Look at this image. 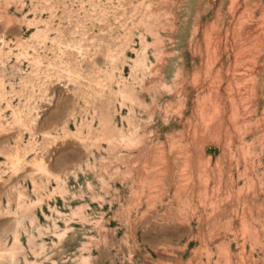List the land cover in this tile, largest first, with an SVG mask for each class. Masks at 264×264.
I'll list each match as a JSON object with an SVG mask.
<instances>
[{
    "label": "rangeland",
    "instance_id": "obj_1",
    "mask_svg": "<svg viewBox=\"0 0 264 264\" xmlns=\"http://www.w3.org/2000/svg\"><path fill=\"white\" fill-rule=\"evenodd\" d=\"M0 264H264V0H0Z\"/></svg>",
    "mask_w": 264,
    "mask_h": 264
}]
</instances>
